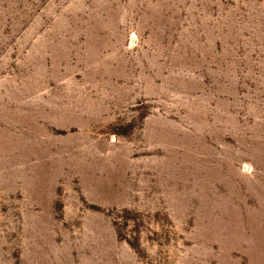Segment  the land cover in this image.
Here are the masks:
<instances>
[{
    "label": "rangeland",
    "instance_id": "obj_1",
    "mask_svg": "<svg viewBox=\"0 0 264 264\" xmlns=\"http://www.w3.org/2000/svg\"><path fill=\"white\" fill-rule=\"evenodd\" d=\"M0 264H264V0H0Z\"/></svg>",
    "mask_w": 264,
    "mask_h": 264
}]
</instances>
